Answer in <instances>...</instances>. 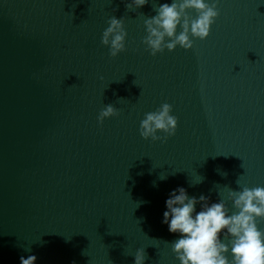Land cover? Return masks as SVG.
<instances>
[{"label":"water","instance_id":"95a60500","mask_svg":"<svg viewBox=\"0 0 264 264\" xmlns=\"http://www.w3.org/2000/svg\"><path fill=\"white\" fill-rule=\"evenodd\" d=\"M126 2L0 0V264H134L141 247L180 264L162 223L173 190L232 214L229 189L264 186V0H219L205 40L156 56L143 21L172 0ZM111 16L128 33L116 58L100 43ZM165 102L175 135L142 139ZM108 104L120 115L101 125Z\"/></svg>","mask_w":264,"mask_h":264},{"label":"clouds","instance_id":"9594fccd","mask_svg":"<svg viewBox=\"0 0 264 264\" xmlns=\"http://www.w3.org/2000/svg\"><path fill=\"white\" fill-rule=\"evenodd\" d=\"M148 2L129 0L125 7L135 11ZM218 3L219 0H172L171 4L153 6L156 15L143 21L146 35L141 43L146 46L145 50L156 56L165 49L174 51L177 46L192 49L194 39L205 40L210 35L220 15ZM188 10H194L197 15L190 16ZM125 19L111 16L101 35L100 43L108 48L110 58L126 51ZM172 111L173 106L165 102L157 110L145 113L139 127L141 138L166 143L175 135L178 126V118L171 114ZM119 115L120 110L108 104L99 112L97 121L102 125L106 118ZM158 132L163 135H157ZM166 178V174L160 175L161 180ZM237 184L239 186V179ZM227 196L237 210L232 214L224 200L209 205L207 197H189L183 187L170 193L162 223L168 225L170 233L179 234L180 238L171 242V248L180 264H264V230L258 227V220H264V186L229 189ZM197 203L202 205L199 212H196ZM221 233L223 240L229 243L221 240ZM229 252L231 259L227 255ZM36 259L35 255L21 256L20 264H35ZM146 259L144 248L136 249L134 264H145Z\"/></svg>","mask_w":264,"mask_h":264}]
</instances>
